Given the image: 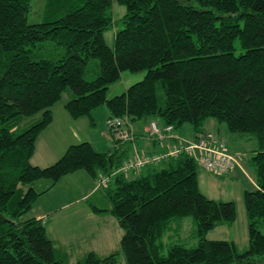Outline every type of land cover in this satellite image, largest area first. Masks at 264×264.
<instances>
[{"label":"trees","instance_id":"1","mask_svg":"<svg viewBox=\"0 0 264 264\" xmlns=\"http://www.w3.org/2000/svg\"><path fill=\"white\" fill-rule=\"evenodd\" d=\"M112 1L46 0L45 17L31 23V0H0V264H66L43 219L29 213L47 189L37 190L33 182L45 178L52 186L77 170L97 181L131 155L126 140L104 150L82 140L48 165L31 163L52 106L67 89L64 109L72 118L88 117L91 125L92 110L105 105L107 118H159L175 133L187 122L192 139L206 131L211 117L257 141L248 161L255 187L243 190L245 247L207 237L216 225L233 223L235 203L204 194L198 164L179 152L160 167L146 165L130 177L116 172L95 185L109 207L89 206L114 216L122 229L119 250H89L76 264H116L119 251L126 264H264V0H116L125 11L110 47L103 33L116 23ZM123 70L145 73L107 97ZM186 216L194 224L192 245L170 240Z\"/></svg>","mask_w":264,"mask_h":264},{"label":"rangeland","instance_id":"2","mask_svg":"<svg viewBox=\"0 0 264 264\" xmlns=\"http://www.w3.org/2000/svg\"><path fill=\"white\" fill-rule=\"evenodd\" d=\"M45 1L46 0H31V9L27 14V20L29 22H38L45 17ZM110 10L113 18L116 20V23H114L109 29L105 30L103 36L106 44L112 47L115 31L122 26L118 19L124 14L125 7L124 5L119 4L116 0H113ZM235 45V53H238L240 48L237 42ZM144 73L145 72L143 70L134 72L129 70L121 71L119 79L109 85L106 96L111 97L124 91L128 85L140 80ZM69 92H71L70 89H67L62 94V97L54 104L53 108L55 111V118L48 126L45 127L40 135L41 137L37 140L38 148L34 158L35 156H38V154L40 156L44 155V151L46 150H51V155H54V153L56 154L60 151L59 154H57L58 156H55L53 160L46 162L48 164L55 161L57 157H59L60 153L64 151V147H66V145H68L70 142L76 141L75 139L71 138L72 136L69 135L67 128L74 130L73 128L76 127L77 129L76 131L74 130V132L79 133L82 136V138L80 137L77 139H87L93 145L95 141H100V139L97 137L98 133L100 136H105L107 139V145L110 144L112 148L114 147V144L111 142L112 135L110 132L108 133L105 122L106 115L108 113L105 105H100L92 110V115L95 119V123L93 125L86 124L88 122V117H81L77 119V121H73L72 117L67 115V111L62 106L63 101L69 97ZM157 102L160 106H162L164 103V95L161 88L157 89ZM40 116L41 114L37 113L33 117H25L19 123L21 126L20 128L29 125V123ZM155 119L158 120L159 118ZM68 120L71 121L68 122ZM208 120L215 119L210 117L206 120V122H208ZM137 121L138 123L142 124L146 122L147 119L144 118ZM70 124L72 125V128L70 127ZM220 124L222 125L223 130L227 132V135L232 134L233 136L234 134H238L228 131L226 125L223 122H220ZM125 125L126 128L131 130L129 122H127ZM148 128L149 123L147 127V133L149 130ZM176 130L181 134L183 133L184 135L188 132H192V128L187 122L183 124L181 130L180 128ZM148 136L151 138L149 133ZM106 139L103 140L106 141ZM112 139L114 140L113 137ZM228 144L234 151L231 153L239 157V165L234 166L233 169L239 167L243 169L244 173L241 170L240 172H237L235 178H231L227 176V174L233 171V169L225 173V176H218L201 167H198V182L201 191L208 197L220 200H232L235 203L236 209V218L232 224L226 225L223 223L216 225L207 232V237L232 239L239 248H243L247 244L243 190L255 187L254 168L250 162L248 163V161L257 147V141L253 134L244 133L239 135V137L236 139L228 140ZM130 152L131 154L134 152L145 153L138 149L137 146H132ZM241 162L244 163L245 168ZM162 165H164V162L160 160L155 164V167H160ZM147 169L148 168L144 166L141 168V171L145 172ZM131 173L136 174V171L128 172L126 175L130 177L133 175ZM88 176L89 175L84 170H77L76 174L68 173L62 176L54 186L50 187L48 190H45L41 195H39V197L34 202L31 211L29 212L31 214L33 212L35 213L40 211V209L45 210L46 208H51L50 212L46 216V233L53 238L60 236L68 242H74L73 246H68L59 244L58 241L54 239V244L60 247L66 255V264H76L77 260L82 258L84 254L90 249H95V251H93H97L98 253H96L99 255H106L109 252L119 250V239L122 234V229L119 227L114 216L110 213H105V211H102L98 214L91 210L89 206L90 203L99 207L108 208L109 201L103 195L101 190L98 189L100 185L88 192L90 189V186L88 185L90 181L87 182V178H89ZM111 178L112 176L107 182H109ZM47 182H49L48 179L42 178L36 182L34 181L33 186L37 190H42V188L46 187ZM96 182L97 181L95 180V185H97ZM83 194L84 196L81 197ZM75 197L79 198L76 201H73L71 204L69 203L64 205L66 201L74 199ZM60 205L62 207H60ZM54 207L57 208L54 209ZM105 219L109 220L105 221ZM85 223L88 226L85 225ZM91 227L94 231H91L89 234L88 231ZM193 229L194 224L192 218L190 216H186L181 221L179 231L176 234L172 233L170 235V240L185 241L188 245L195 244L196 240L190 238V234ZM77 231L83 232L85 234V237L82 240L77 237ZM76 243L78 244V247H76ZM116 264H126L124 255L120 251L117 255Z\"/></svg>","mask_w":264,"mask_h":264},{"label":"built area","instance_id":"3","mask_svg":"<svg viewBox=\"0 0 264 264\" xmlns=\"http://www.w3.org/2000/svg\"><path fill=\"white\" fill-rule=\"evenodd\" d=\"M106 126L114 140L124 141L132 138L131 130L126 128L127 123L121 117H108ZM148 133L151 138L162 140L163 138L176 137L171 124L159 126L156 120H150ZM179 152H186L193 156L199 167L216 175H223L239 165V157L227 149L226 139L212 131H204L197 135L196 139L184 140L176 145H166L156 152H134L125 159L122 164L110 174H102L98 177L97 185H105L108 179L116 172L128 173L138 171L146 165L157 163Z\"/></svg>","mask_w":264,"mask_h":264},{"label":"crops","instance_id":"4","mask_svg":"<svg viewBox=\"0 0 264 264\" xmlns=\"http://www.w3.org/2000/svg\"><path fill=\"white\" fill-rule=\"evenodd\" d=\"M54 106V105H53ZM53 106H52V121L54 120V118H55V116H54V108H53ZM62 106H63V103H62ZM67 113V112H66ZM67 115H69L68 113H67ZM107 116H108V113H107V115H106V118H107ZM67 117H70V116H67ZM79 118H81V117H79ZM79 118H72L73 119V121H77V119H79ZM69 119V118H68ZM88 119V118H87ZM147 119V121L146 122H144V123H142V124H140V123H138V121H135V122H129L130 123V129H131V133H132V137H133V139H131V140H126V143H127V145L131 148L132 146H137L138 147V149H140L141 151H143V152H149V151H157V150H160V149H163L166 145H176V144H178V143H180V142H183L184 140H191L192 139V137H193V133L191 132V133H186L185 135L183 134H181L180 132H178V131H176V133L178 134V136H177V138H167V137H165V138H163L162 140H156V139H152V138H149V136H148V133H147V127H148V123H149V120H150V118H146ZM156 121H157V123H158V125L159 126H163V123L161 122V120L160 119H155ZM51 121V122H52ZM69 121H71V120H68V122ZM71 123V122H70ZM86 123V122H85ZM87 125H91L90 123H89V119H88V122L86 123ZM69 125V124H68ZM70 127L72 128V125L70 124ZM45 129V128H44ZM43 129V130H44ZM75 131H76V127H74L73 128ZM43 130L40 132V134L38 135V137H37V140L41 137L40 135H41V133L43 132ZM67 130H68V133H69V135H71L72 137V139H75L76 141H74V142H70L69 144H71V143H75V142H79V141H82V140H87V139H77V138H82V136L79 134V133H75L74 132V130H72V129H69V128H67ZM180 130H181V128H180ZM205 130H208V131H212V132H215V133H217V134H219V135H221V136H223L225 139H226V144H227V148H228V150L230 151V152H234L233 150H232V148L230 147V145L228 144V140H230V139H236V138H238L239 137V135H241V134H234L233 136H232V134H228L227 135V132L225 131V130H223V127H222V125L219 123V122H216V120H208V122H206L205 123ZM108 133H109V131H108ZM110 135V134H109ZM97 137L100 139V141L99 142H96L95 141V143H94V147H96V148H98V149H102V150H104V149H108V148H112V146H110V144H106V142H107V139L105 138V136H100L98 133H97ZM240 137H242V136H240ZM103 139H106V141L105 140H103ZM37 140H36V143H35V150H34V152H33V154H32V156H31V163H34V164H36V165H39V166H45V165H47L48 163H46V162H48L49 160H53V158H55V156H58L57 154H59V152L58 153H54V155H51L52 153H51V150H46V151H44V155H39L38 154V156H35V158H34V155H35V153H36V151H37V148H38V142H37ZM111 142L114 144V140L112 139V137H111ZM88 141V140H87ZM232 141V140H231ZM68 144V145H69ZM98 146V147H97ZM66 147H67V145H66ZM66 147H64V148H66ZM63 152V151H62ZM61 152V153H62ZM61 153H60V155H61ZM59 155V156H60ZM58 158V157H57ZM248 160V159H247ZM246 161V160H245ZM244 162V161H243ZM243 162H241L242 164H243V166H244V163ZM244 168H245V166H244ZM243 171V169H241V168H239V167H236L235 169H233V171H231L229 174H227V176H229V177H233V178H235V176L237 175V172H240V171ZM209 172V171H208ZM76 174V171H74V172H72V173H70V174ZM211 173V172H210ZM243 173H244V171H243ZM131 174H133V173H131ZM222 176V175H221ZM225 176V175H224ZM89 178H87V182H89L88 183V185L90 186V189H89V191L88 192H90V191H92L93 190V188H95V179H93V178H91L90 176H88ZM61 179V178H60ZM39 180V179H38ZM37 181V180H36ZM35 181V182H36ZM251 181V180H250ZM86 182V183H87ZM48 184H49V182H47V185H46V187H44V188H42V189H45V188H47L46 190H48L50 187H52V186H54V185H52V186H49V187H47L48 186ZM255 185V184H254ZM200 186V185H199ZM86 195V194H85ZM84 196V194L83 195H81V197H83ZM80 197V196H79ZM79 197H75L74 199H71V200H68V201H66V203H64V205H67V204H71L73 201H76ZM60 207H62L61 205H60ZM57 207H54V209H56ZM101 208H107V207H101ZM50 210H51V208L50 209H45V210H41L40 209V211H37V212H33V214L36 216V217H38V218H42L43 219V221H44V224H45V227H46V232H47V221H46V216H47V214L50 212ZM48 211V212H47ZM94 212V211H93ZM100 212H102V211H97V212H94V213H100ZM105 213H109L108 211H105ZM109 219H105V221H108ZM85 225H87L86 223H85ZM88 226V225H87ZM91 231H94V230H92V227L89 229V234L91 233ZM49 236V235H48ZM247 236V235H246ZM50 237V236H49ZM77 237L79 238V239H83L84 237H85V234L83 233V232H78L77 231ZM53 241H55V240H57L58 241V243L59 244H62V245H68V246H73V243L74 242H68V241H66L65 239H63L62 237H56V238H53L52 236L50 237ZM55 239V240H54ZM86 241H89V240H86ZM76 247H78V244L76 243ZM93 248V247H92ZM89 250V249H88ZM91 250V249H90ZM92 250H94L95 251V249H92ZM97 252V251H96ZM98 253V252H97Z\"/></svg>","mask_w":264,"mask_h":264}]
</instances>
